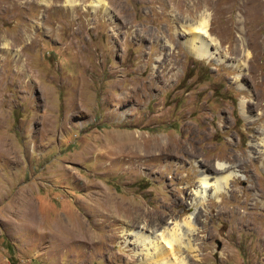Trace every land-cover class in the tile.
<instances>
[{
	"label": "rangeland",
	"instance_id": "rangeland-1",
	"mask_svg": "<svg viewBox=\"0 0 264 264\" xmlns=\"http://www.w3.org/2000/svg\"><path fill=\"white\" fill-rule=\"evenodd\" d=\"M263 122L264 0H0V264H151L125 229L183 221L217 162L188 259L264 264Z\"/></svg>",
	"mask_w": 264,
	"mask_h": 264
},
{
	"label": "bare ground",
	"instance_id": "bare-ground-1",
	"mask_svg": "<svg viewBox=\"0 0 264 264\" xmlns=\"http://www.w3.org/2000/svg\"><path fill=\"white\" fill-rule=\"evenodd\" d=\"M65 1L71 4V0ZM100 3H102V0H94L95 5H99ZM193 28L197 30L196 36L190 39V48L193 54L200 59L209 58V54H211L208 50L209 43L201 39L208 33L206 20H199L198 25ZM199 32H201L200 36H198ZM196 38L201 39V44L196 45ZM240 107L246 119H250L251 116L247 113L245 102L242 101ZM260 124H262V129L259 132L260 136L254 139L251 135L252 143L250 142L251 144L249 145V150L257 152L258 158L264 154V122ZM217 166L219 171L211 176L206 170L201 172L198 179L199 184L194 190L193 198L189 201L190 207L194 210L192 213L189 212L183 221H170L169 224L172 223L171 226L169 224L163 225L160 230H151L149 232L143 229L135 230L130 227L125 229L124 234L126 235V239L128 237L134 245L139 246V253L144 255V261H151V264H192L191 259H188V257H197L198 255V249L192 242V236L197 230L195 225L197 208L204 202L207 196H215L229 183L230 178L239 175V172H236L234 167L227 169L229 165L225 162H217ZM231 168L233 169L231 170Z\"/></svg>",
	"mask_w": 264,
	"mask_h": 264
},
{
	"label": "trees",
	"instance_id": "trees-1",
	"mask_svg": "<svg viewBox=\"0 0 264 264\" xmlns=\"http://www.w3.org/2000/svg\"><path fill=\"white\" fill-rule=\"evenodd\" d=\"M7 247H8V249H10V248H11V246H10L9 244L7 245Z\"/></svg>",
	"mask_w": 264,
	"mask_h": 264
}]
</instances>
